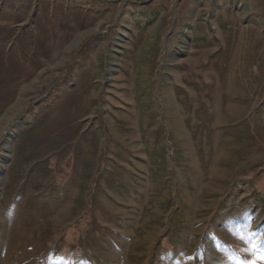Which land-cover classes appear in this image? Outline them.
Wrapping results in <instances>:
<instances>
[{
  "label": "rangeland",
  "instance_id": "374dc122",
  "mask_svg": "<svg viewBox=\"0 0 264 264\" xmlns=\"http://www.w3.org/2000/svg\"><path fill=\"white\" fill-rule=\"evenodd\" d=\"M2 13L15 17L5 55L39 19L55 41L0 107V264H235L249 244L264 251V0H0ZM82 82L81 115L47 126L46 106ZM25 193L40 217L8 256Z\"/></svg>",
  "mask_w": 264,
  "mask_h": 264
},
{
  "label": "bare ground",
  "instance_id": "6f19581e",
  "mask_svg": "<svg viewBox=\"0 0 264 264\" xmlns=\"http://www.w3.org/2000/svg\"><path fill=\"white\" fill-rule=\"evenodd\" d=\"M14 19H15L14 16L11 17L6 13L4 14L2 13L0 15V32L2 33V36L0 35L1 36L0 37V107L2 105L5 106L10 104L13 97V93L15 92L19 83L23 80L30 79L32 75H35V73L38 71L40 66L45 63V52L49 47V45H51L55 41L54 27L49 24L48 27L46 28L45 27L47 24L46 21H45L46 24L44 23L45 25H43L42 21L44 19L43 20L39 19V21L37 22L38 24L36 23L37 26L32 30V33L28 31L27 33H24L23 34L24 37L20 38L19 43L13 44L14 50L12 51V53L5 55L3 51V44L5 41L8 40L5 37L8 38L9 36V35L8 36L5 35L6 34L5 29H7V31L9 30L8 27L14 24L13 23ZM31 35L32 37H30ZM28 38L32 39V41L30 40V43L33 46L32 55H29V53H31V49L30 48H28V50L26 49V46L29 47ZM64 40L65 39H63V41ZM36 41L37 43H34ZM88 92L89 91L86 87V84L82 82L75 90L62 94L60 97L56 98L54 103H52L50 106H46L47 112L49 111L48 113H50L49 118L46 117L48 119L46 121L47 126H52L54 128L55 126L57 127L59 125V129L62 130L64 125H67V122L72 124L74 121H76L78 115H81L80 111L84 110L83 100L85 101V96ZM215 99L216 98H214V101ZM63 122L65 124L61 128L60 125ZM65 201L67 200H64V202ZM26 202L27 201H26V193H25L23 198L19 200L18 203L12 205L8 212L7 217H9L8 220L10 222V223L8 222L9 226L6 229V232L8 234V244L6 246L7 249L6 253L8 256L12 255L15 251V248L17 246H18L17 248H19V245L22 242L21 236L22 234H24V231L26 229L25 221L28 220L26 221L27 223L30 222L32 223V225H35L36 220L39 219L40 217L39 215H36L37 211L35 205L32 204V206L34 207H31L30 209L24 208ZM66 206H68L67 202H65L64 206L62 207L58 205H54L55 207L54 213L56 214V216L54 217L53 215L52 217H50L45 229H50L51 226H53L57 221H59L56 219L67 215L68 210L66 209L68 207ZM49 215L50 214L47 213L46 216ZM30 258L31 257L29 256L23 255L21 258L22 264H29Z\"/></svg>",
  "mask_w": 264,
  "mask_h": 264
},
{
  "label": "snow or ice",
  "instance_id": "6c2138e0",
  "mask_svg": "<svg viewBox=\"0 0 264 264\" xmlns=\"http://www.w3.org/2000/svg\"><path fill=\"white\" fill-rule=\"evenodd\" d=\"M251 255V260H243L239 257L236 258L235 264H264V251L258 250V245L249 244L246 249Z\"/></svg>",
  "mask_w": 264,
  "mask_h": 264
}]
</instances>
